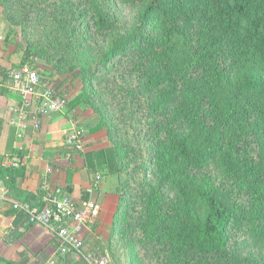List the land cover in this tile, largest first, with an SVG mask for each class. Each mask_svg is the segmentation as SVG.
<instances>
[{"label": "trees", "instance_id": "1", "mask_svg": "<svg viewBox=\"0 0 264 264\" xmlns=\"http://www.w3.org/2000/svg\"><path fill=\"white\" fill-rule=\"evenodd\" d=\"M123 1L136 11V20L120 26L97 7L93 26L105 46L94 49L98 60L81 66L75 78L87 88L103 69L109 74L123 66L122 77L136 75L137 85L155 95L150 113L163 111L178 127L166 132L157 128L153 135L149 172L154 177L138 183L142 209L132 222L128 213L131 207L136 211V203L122 200V189L130 186L131 179L116 145L84 152L87 166L118 176L122 203L115 224L125 219L128 225L142 227L137 242L153 250V264H232L231 230L236 224L241 229L246 226L247 242L264 243V170L252 158L240 159L227 149L222 158L228 185L204 171L220 153L226 122L236 114L240 101L248 116V98L259 104L252 113L264 115V75L255 71L233 79L229 64L223 63L233 58L264 64V0ZM33 55L39 56L26 50L22 59ZM0 76L8 77L6 68L0 67ZM53 76L54 72L41 73L44 81ZM86 98L83 104L93 101L89 92ZM85 128L87 134L94 133L104 128V122H91ZM12 171L13 167L0 166V179ZM20 192L21 202L39 203L41 196L31 201L27 191ZM238 196L250 205L248 216L241 214ZM19 219L26 228L34 225L22 212ZM0 264L20 263L0 257Z\"/></svg>", "mask_w": 264, "mask_h": 264}, {"label": "rangeland", "instance_id": "2", "mask_svg": "<svg viewBox=\"0 0 264 264\" xmlns=\"http://www.w3.org/2000/svg\"><path fill=\"white\" fill-rule=\"evenodd\" d=\"M97 7L108 12L120 26L136 20V11L123 0H0V57L11 55L13 64L10 69L13 70L25 56L26 50L39 54L33 57L40 64V72H54L55 76L48 77L47 81L68 97L69 106L75 113L73 121L85 130L84 149L89 143L85 126L103 120L104 128L95 134L94 139L107 140L110 145L117 147L121 163L131 179L130 186L122 189V200L136 203L137 212L131 207L128 213L129 221L132 222L142 209L138 183L145 177L152 180L154 177L149 172L153 135L157 128L165 129L166 132L171 127L177 128L178 124L168 119L163 111L156 115L150 113L155 95L144 92L142 86L137 85L136 75L132 79L122 77L123 66L112 68L109 74L103 69L92 80L90 88H86L82 79L75 78L81 66L94 65L98 60L95 50L105 46L93 26L92 16ZM224 62L229 64L233 79L255 71L264 75V64L259 60L242 63L225 58ZM87 92L93 101L83 104L84 99L88 100ZM243 96L247 97L246 94ZM247 106L251 110L250 116L244 113L243 101L239 102L238 111L230 122H226V135L220 153L212 157L209 167L204 171L225 185L230 182L222 158L227 149H232L231 155H238L240 159L252 158L264 170V115L252 113L259 108L252 98L247 99ZM100 173L91 182L94 189L100 185ZM107 182H104L107 186L105 196L107 193L109 197L114 196V211H111L106 225L103 226L99 216L94 224L86 228L83 233L84 244L90 248L108 250L114 264H153V250L137 242L143 232L142 227L137 223L128 225L125 219L124 223L115 224L120 202V190H117L123 185L117 175L109 174ZM166 195L171 199L170 194ZM238 200L241 214L248 216L250 205L239 196ZM95 201L102 207L100 200ZM243 227L241 229L236 224L231 230L235 249L232 264H264V243L255 245L247 242L250 241L249 233L245 234L246 226ZM70 255H74L75 260H66L67 264L79 262L77 255ZM54 258L57 261L61 259L58 255Z\"/></svg>", "mask_w": 264, "mask_h": 264}, {"label": "crops", "instance_id": "3", "mask_svg": "<svg viewBox=\"0 0 264 264\" xmlns=\"http://www.w3.org/2000/svg\"><path fill=\"white\" fill-rule=\"evenodd\" d=\"M11 58V55L0 57V67L6 68L8 72L7 78L0 76V90L7 92L5 95L0 93V166L13 167L12 173L5 179H0V195L20 201L21 196H24L20 190L27 191L31 201L41 196L37 203V206H41L40 187L43 177L47 175L54 186L64 188L76 200H100V216L103 226L106 225L116 205L114 196L109 197V193L105 196L107 186L104 182L108 183L109 174L101 167L89 169L83 153L102 149L110 144L104 139H94L99 132L97 131L88 133L86 138L89 143L84 151L70 149L65 143L74 123L75 113L70 106L65 110L41 116L38 125L35 121H30L26 127L15 123L13 120L16 115L12 107L21 103L22 98L18 91L11 88ZM22 60L16 67L26 61ZM100 171L102 179L99 181L100 185L94 189L91 182L101 175ZM57 244L54 234L45 227L32 225L26 228L19 219V211L12 207L9 200L0 199V257L20 264H41L55 256ZM73 256H60L61 259H56V264H67L66 260H75Z\"/></svg>", "mask_w": 264, "mask_h": 264}, {"label": "built area", "instance_id": "4", "mask_svg": "<svg viewBox=\"0 0 264 264\" xmlns=\"http://www.w3.org/2000/svg\"><path fill=\"white\" fill-rule=\"evenodd\" d=\"M9 77L11 88L22 98L21 103L12 107L16 115L13 121L18 125L26 127L30 121L38 125L41 116L69 108L68 97L42 79L33 56L10 71ZM84 133L85 130L74 122L72 132L65 140L66 145L72 150L84 151ZM40 190L41 206L2 195L0 199L9 200L14 209L23 213L28 223L41 225L54 234L58 243L55 255L60 257L73 253L84 264H113L108 250L90 248L83 241L86 228L99 218L101 205L93 199H74L63 188L54 186L47 175L42 179ZM54 257L41 264H56Z\"/></svg>", "mask_w": 264, "mask_h": 264}]
</instances>
